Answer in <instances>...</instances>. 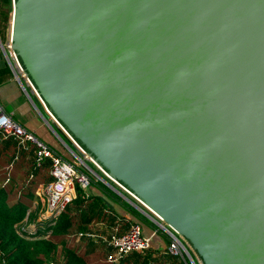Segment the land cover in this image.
I'll use <instances>...</instances> for the list:
<instances>
[{"label":"water","instance_id":"obj_1","mask_svg":"<svg viewBox=\"0 0 264 264\" xmlns=\"http://www.w3.org/2000/svg\"><path fill=\"white\" fill-rule=\"evenodd\" d=\"M12 2L10 48L90 159L201 264H264V0Z\"/></svg>","mask_w":264,"mask_h":264},{"label":"trees","instance_id":"obj_2","mask_svg":"<svg viewBox=\"0 0 264 264\" xmlns=\"http://www.w3.org/2000/svg\"><path fill=\"white\" fill-rule=\"evenodd\" d=\"M3 65L9 74L10 70L6 63ZM12 117L16 120L13 115ZM47 146L52 149L48 144ZM69 147L78 151L73 144ZM34 148L33 143L22 147L13 136H3L0 132V264H56V262L103 264L97 263L91 257V253L101 248L105 258L110 251L105 242L92 240L84 234L76 238V234L73 236L74 233L87 231L95 222H101L108 228L116 227L120 231L130 221L109 207L103 197L87 193L79 186L76 187L73 198L57 215L55 225L46 238L28 239L15 232L14 223L25 215L36 184L51 179L48 172L49 158L43 157L37 165L34 164ZM89 181L105 199L117 202L147 226L155 229L162 238L169 239L155 223L147 219L132 203L124 200L111 186L93 176H89ZM116 264H184V262L169 251L148 247L143 252L130 251L120 257Z\"/></svg>","mask_w":264,"mask_h":264},{"label":"built area","instance_id":"obj_3","mask_svg":"<svg viewBox=\"0 0 264 264\" xmlns=\"http://www.w3.org/2000/svg\"><path fill=\"white\" fill-rule=\"evenodd\" d=\"M12 1L13 0H9V2H11V7L13 4ZM0 49L7 60L11 72L19 81V85L22 87L19 80L20 78L27 79L31 85L18 59L10 48V39L6 43L5 50L0 41ZM55 122L63 130L56 120ZM63 131L70 138L71 142H73L75 148L81 152L80 156H87L85 150L76 142V140L71 138L65 130ZM0 132H2L3 136H13L17 140V143L22 147L26 146L28 143H33L35 146L34 164L37 165L43 157L49 158V174L51 179L45 183H39L36 185L34 200L32 202V205H34L33 209H27L22 219L17 223H14L15 232L24 238H46L55 225L57 215L67 205L66 203H68L75 195L76 187L79 186L87 191L88 188L91 187L89 181L90 173L92 172L96 176L98 175L86 165L82 157L79 158L75 154L77 158L70 159L57 151L49 149L47 144L39 139L33 131H30L17 120H14L11 113L5 112L1 104ZM126 191L129 192V190ZM152 216L153 217L151 218L154 223L165 234H167L169 238L168 240L162 238L153 228L150 229L148 233H145L143 224L138 220H133L129 222L128 227L122 231H118L116 227H113L99 236V238L110 248V251L105 256L106 260L110 263L118 262L120 257L130 253V251L143 252L148 247H154L158 250H166L179 256L184 264H201L198 256L195 255L186 240L181 238V236L167 223H164L163 220L154 214ZM81 234L93 236L88 231H79L76 233V236L78 237ZM159 240H163V244L159 243ZM56 264L61 263L56 262Z\"/></svg>","mask_w":264,"mask_h":264},{"label":"crops","instance_id":"obj_4","mask_svg":"<svg viewBox=\"0 0 264 264\" xmlns=\"http://www.w3.org/2000/svg\"><path fill=\"white\" fill-rule=\"evenodd\" d=\"M3 67H5L3 65V62H0V104L3 108V110L5 112L11 113L18 122H20L24 127L29 129L30 131H33L34 134H36L39 139H41L43 142H45L46 144L51 146L52 149H55V150H57V152L61 153L63 156L68 157V154L64 153L63 150H60V148H58L56 146L57 137L54 136V133H52L51 130H49L47 127H45V125L43 124V121L39 117L38 112L35 111V109H34L35 107L27 101L28 95L25 94L24 92H22V90L19 87V83L17 82V80L16 79L14 80L13 78H11L10 73L7 75V72ZM28 98H29V96H28ZM48 172H49V170H48ZM39 183H41V182H38L37 184H39ZM86 192L90 193V194L95 193L101 197L104 196L94 186H91V188H88V190ZM34 193H35V190L33 192L32 198L30 200V206L28 207V209H33L34 205H32V202L34 200V195H35ZM104 200H105V198H104ZM109 201L110 202L105 200V203H107L109 207L114 209V211L117 214L124 216V218H126L130 222L133 220H138L139 222H141L143 224L145 233H148V231L150 229H152L149 226L147 227V225L145 223H143L141 220H139L137 217H135L132 213L128 212L126 209H124L117 202H114L111 199ZM138 211H140V210H138ZM128 225L125 228H123L122 230L126 229L128 227ZM111 228H113V227H111ZM111 228H108V226H106L105 224H103L101 222L92 223V225H90V229H88L87 231L90 232L93 236H88V237L92 240L93 239L94 240H101L99 238V236L101 234L106 233ZM122 230H120V231H122ZM76 233H74L73 236H75ZM76 238H77V236H76ZM101 241L104 243L103 240H101ZM158 242L163 244V240H159ZM58 263H60V262H58Z\"/></svg>","mask_w":264,"mask_h":264},{"label":"rangeland","instance_id":"obj_5","mask_svg":"<svg viewBox=\"0 0 264 264\" xmlns=\"http://www.w3.org/2000/svg\"><path fill=\"white\" fill-rule=\"evenodd\" d=\"M11 2H9L8 0H0V41L3 44V48L4 50L6 49V43L8 42V33H9V25H10V14H11ZM7 36V37H6ZM7 52V51H6ZM0 62L6 63L7 67L8 63L7 60L2 52V50L0 49ZM10 70V68H9ZM8 75V73H7ZM10 76L11 78H13L14 80L16 78V76L13 75V73L10 70ZM22 87L19 85L20 89L22 90V92H24L25 94H27L29 96H27V101L29 103H31L35 108V111L38 112L40 119L43 121V124L45 125V127H47L49 130L52 131V133H54V136L57 137V142H56V146L58 148H60V150H63L64 153L68 154L67 158L70 159H75L77 158L75 155V150H70L69 148H67L64 143L61 141V139L69 146L72 145L73 142H71L70 138L67 136V134L56 124V127L53 125H51L52 121L55 120L52 116L49 115V113L45 110L42 102L40 101L39 97L37 94H35V91L32 89L31 85L29 84V82L27 81V79L25 78H20L19 79ZM17 82L19 83V81L17 80ZM32 106V107H33ZM61 138V139H60ZM74 145V144H73ZM66 148V149H65ZM87 156H81L84 160V162L86 163L87 166L90 167V169H92L98 176H96L94 173H90V176L95 177L96 179L100 180V181H105L108 184H112L113 187H115V189H117L119 191L120 194L123 195L124 200H130L132 202H134L135 204H137L140 208H143L142 210H144V212L146 213H142L144 214V216L151 220L153 223L154 221L152 220L151 217H153L152 213L145 209V207H143V205L141 204V202H138L135 197H133L129 192L126 191V189L124 187L121 186V184H119L118 182L112 180L111 178H109L105 171L100 167L97 166V164H95L92 159L90 160V158H88V154L86 153ZM107 201V200H106ZM138 209V208H137ZM139 210V209H138ZM149 226V225H148ZM147 226V227H148ZM150 227V226H149ZM151 228V227H150ZM91 257L94 258V260L97 263H102L103 264H116L117 262H106V258H104V252L101 250V248L96 249L93 253H91Z\"/></svg>","mask_w":264,"mask_h":264},{"label":"bare ground","instance_id":"obj_6","mask_svg":"<svg viewBox=\"0 0 264 264\" xmlns=\"http://www.w3.org/2000/svg\"><path fill=\"white\" fill-rule=\"evenodd\" d=\"M10 27H11V21H10V25H9V32H10ZM46 109V108H45ZM47 111V109H46ZM48 112V111H47ZM50 113V112H49ZM50 115L54 118V116L50 113ZM55 119V118H54ZM130 193V192H129ZM155 215V214H154ZM156 216V215H155Z\"/></svg>","mask_w":264,"mask_h":264}]
</instances>
